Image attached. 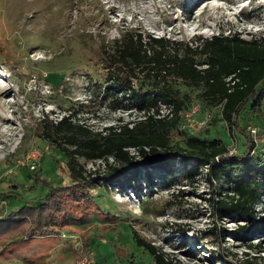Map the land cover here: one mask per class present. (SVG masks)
<instances>
[{"label":"rangeland","instance_id":"obj_1","mask_svg":"<svg viewBox=\"0 0 264 264\" xmlns=\"http://www.w3.org/2000/svg\"><path fill=\"white\" fill-rule=\"evenodd\" d=\"M132 28L194 45L196 37L218 33L264 36V0H0V89L13 90L0 99V191L14 190L11 208L33 205L60 180L71 183L60 153L41 136V120L58 119L81 104L77 119L96 131L142 115L112 108L99 92L107 80L100 42ZM47 73L52 83L65 78L55 86L45 80ZM180 87L190 100L171 130L172 145H184L189 135L198 134L223 137L235 151L246 149L244 133L228 128L221 105L209 106L196 85L180 82ZM116 96L122 100L121 93ZM187 112L193 114L187 118ZM160 113L157 117L168 116L164 104ZM3 116L11 121L3 124ZM253 126L260 129L254 138L264 150V102L261 109L242 111L241 127L248 132ZM80 163L88 177L100 178L109 165H120L113 158L107 163L81 158ZM152 176L153 183L142 168L123 187L98 185L93 191L98 205L91 201L74 208L76 219L83 214L80 220L99 209L89 222L57 225L56 233L46 227L27 239V227L21 226L8 233L11 243L5 249V233H0V264H75L82 247L94 252L96 264H156L136 244L134 231L177 264H264V234L253 240L252 249L247 241L221 236L222 228L236 224L213 209L209 199L220 185L206 170L192 178L164 179L158 171ZM256 209L264 214V200Z\"/></svg>","mask_w":264,"mask_h":264},{"label":"trees","instance_id":"obj_2","mask_svg":"<svg viewBox=\"0 0 264 264\" xmlns=\"http://www.w3.org/2000/svg\"><path fill=\"white\" fill-rule=\"evenodd\" d=\"M193 42L195 45L185 39L152 36L133 28L122 29L118 36L100 42L98 51L107 75L106 83L99 85L103 89L99 91L102 100H109L114 109L142 115L129 121L120 118L117 123L96 131L77 119L84 106L81 104L58 119L41 120V136L60 153L58 158L63 159L71 183L60 180L50 187L52 191L47 196L33 201V205L29 206L28 201L15 208H11L14 190H1L0 198L4 202L0 203V233H5L4 249L11 243L8 233L21 226L27 227L26 238L44 232L46 227L56 233L60 231L54 229L57 225L69 227L71 223L89 222L99 215V209L95 208L81 221L83 214L76 219L74 208L91 201L98 205L93 192L98 185L123 187L142 168L151 183L155 179L153 171L168 179L173 175L192 178L195 171L206 170L209 179L220 185L209 199L213 209L221 219L236 224L231 229L222 228L221 236L247 241L250 249L255 247L253 240L264 234V214L256 209L264 200V150L258 148L254 138L259 127L253 126L258 129L254 136L249 128L247 132L241 127V119L246 107L256 111L264 102V36L246 38L239 33H218L198 36ZM48 78L49 73L45 80L57 86L65 75L58 83ZM180 82L203 89L201 96L209 106L221 105V115L228 128L244 133L243 144L247 145L244 151L230 153L223 137L198 134L189 135L184 145L171 144V130L190 100L182 92ZM119 93L122 100L115 97ZM161 104L171 106L173 116L157 117L161 114ZM130 148L136 151L132 153ZM81 158L105 163L113 158L120 165H109L102 178L88 177ZM38 179L46 184L41 176ZM133 237L138 246L153 256L156 264H177L136 231Z\"/></svg>","mask_w":264,"mask_h":264},{"label":"built area","instance_id":"obj_3","mask_svg":"<svg viewBox=\"0 0 264 264\" xmlns=\"http://www.w3.org/2000/svg\"><path fill=\"white\" fill-rule=\"evenodd\" d=\"M168 108V115L169 117L173 116V112L171 111V106H166ZM196 110V109H194ZM194 110L192 109V111L194 112ZM193 113H186L185 116L188 118L190 117V115H192ZM250 130L252 132V134L255 136L258 132V129L255 127H250ZM230 148V153L234 152L235 150H233ZM65 235V234H64ZM84 249L82 247V249L80 250V255L76 261L75 264H96V258H95V254L93 251H91L90 249L86 250L85 252H83Z\"/></svg>","mask_w":264,"mask_h":264},{"label":"bare ground","instance_id":"obj_4","mask_svg":"<svg viewBox=\"0 0 264 264\" xmlns=\"http://www.w3.org/2000/svg\"><path fill=\"white\" fill-rule=\"evenodd\" d=\"M210 2V1H209ZM208 2V3H209ZM212 7H214V8H219V9H221V8H223V5H221V4H215V5H212ZM230 9H232V7H229ZM193 24V23H192ZM10 91H13L11 88H3V89H0V99H1V101L3 100V99H5V96L7 95V93H9ZM5 113V112H4ZM8 117V116H7ZM7 117H2L1 119H2V123L4 124V123H7V122H10L11 120L10 119H8ZM7 126V125H6ZM5 128H7V127H5ZM4 128V129H5ZM9 129V128H8Z\"/></svg>","mask_w":264,"mask_h":264},{"label":"crops","instance_id":"obj_5","mask_svg":"<svg viewBox=\"0 0 264 264\" xmlns=\"http://www.w3.org/2000/svg\"><path fill=\"white\" fill-rule=\"evenodd\" d=\"M100 261H98V263H99ZM99 264H103V262H100Z\"/></svg>","mask_w":264,"mask_h":264}]
</instances>
